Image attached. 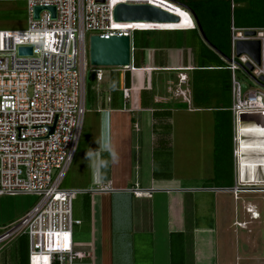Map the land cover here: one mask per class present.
<instances>
[{"label": "crops", "instance_id": "0c3cea01", "mask_svg": "<svg viewBox=\"0 0 264 264\" xmlns=\"http://www.w3.org/2000/svg\"><path fill=\"white\" fill-rule=\"evenodd\" d=\"M190 20L185 16L183 25L156 26L182 31L146 36L149 46L137 64L131 34L130 66L100 67V80L90 71L85 113H91L93 119L88 129L81 131L77 147L82 140L85 165L81 183L62 186L81 190L72 200L73 218L79 220L73 225L72 240L74 249L84 256L73 264H264V256L225 262L214 246L217 194L231 192L233 199H238L241 192H264V150L253 147L262 144L254 135L257 131L240 132L242 147L237 148L231 89L225 121L217 122L212 98L210 108L193 106L189 79L200 41L190 31L194 27ZM222 59L226 62L227 57ZM178 73L186 75L189 103L174 93ZM123 88L130 91L125 104ZM178 112H208L211 121L176 122L173 119ZM219 117L224 118L223 111ZM252 125L255 123L248 117L240 123L242 127ZM192 130H198L194 136L200 154H209L208 160L200 168L204 173L194 180H184L190 175L177 179L171 169L172 146L188 145ZM242 144L251 146L243 151ZM236 185H242V190L235 193ZM134 189L141 193L135 195ZM200 196H206L208 205L205 223L197 216L204 201ZM245 210L252 219L259 217L251 206ZM24 211H14L8 223ZM235 223L246 225L245 221ZM232 226L223 224L222 230L227 232ZM178 233L183 254L171 262V235L176 238ZM2 244L0 264H28L26 235Z\"/></svg>", "mask_w": 264, "mask_h": 264}, {"label": "built area", "instance_id": "2783aa9c", "mask_svg": "<svg viewBox=\"0 0 264 264\" xmlns=\"http://www.w3.org/2000/svg\"><path fill=\"white\" fill-rule=\"evenodd\" d=\"M24 1L26 27L0 29V196L34 195L39 199L17 219L0 227V244L26 235L28 264H73L84 256L74 249L72 240L73 225L79 223L72 215V200L81 190L62 187V181L77 150L85 115V32L104 38H131L134 30L150 28L118 29L112 19L113 6L117 2L152 1ZM35 6H53L54 16L43 9L34 18ZM229 31L226 67L230 72L236 146H241L240 132L257 131L262 144L253 147L264 150V88L256 82L264 78V27L238 28L231 19ZM245 31L254 34L246 35ZM239 40L259 41V63L245 53L236 55ZM19 46H31V54H18ZM247 63L252 66L249 74L244 70ZM92 67L100 80L101 68ZM238 71L254 86L241 81ZM185 83L186 75L178 73L174 93L189 103ZM243 83L247 85L244 90ZM129 95V89L123 88V104ZM241 116L252 119L255 125L240 126ZM241 187L236 185L234 192ZM133 193L139 195L141 191L134 189Z\"/></svg>", "mask_w": 264, "mask_h": 264}, {"label": "rangeland", "instance_id": "374dc122", "mask_svg": "<svg viewBox=\"0 0 264 264\" xmlns=\"http://www.w3.org/2000/svg\"><path fill=\"white\" fill-rule=\"evenodd\" d=\"M153 4L160 5L173 13L180 16V22L172 24H162V25H172L180 26L183 25L185 16H188L187 12L181 10L178 6L166 1V0H151ZM26 11H25V1L24 0H2L0 1V29H24L26 27ZM192 22V20H190ZM116 26L128 25L131 28H143L151 26H161L159 24H147V23H115ZM90 32H85V46L88 56V42H89ZM86 68L88 71V79L90 77V71L93 68L89 62H86ZM109 66H104L102 69H107ZM238 78L248 83L250 87L254 86L253 81L245 76L241 71L237 72ZM92 114L85 113L84 123L82 130L88 129V126L92 124ZM176 122H192L197 123L199 121H211V116L208 112H191V113H181L178 112L173 119ZM194 133L191 137L192 141L188 145L183 147L175 144L172 146V163L171 169L173 175L177 179H181L182 175H190L189 178L184 180H194V176L203 174L201 171V166L208 160V155L200 154V147L196 142L195 138L198 130H192ZM82 140L80 142V147L76 150L72 162L63 178L62 186H79L81 183L82 170L85 165L84 163V153H83ZM207 148V147H206ZM205 149V148H204ZM197 179V178H196ZM185 182V181H184ZM257 187V185H254ZM202 200L201 210L198 216V220L201 223H205L208 219V215L205 214L207 207L206 196H200ZM38 197L34 195H2L0 196V227L8 224L9 217L16 210L27 211L30 209L37 201ZM76 203V202H74ZM251 206L259 213V217L256 219L251 218V214L246 212L245 207ZM75 208V207H74ZM24 211V212H25ZM23 212V213H24ZM214 220L216 221V231L213 234L215 237V248L221 258L225 261H235L237 262L240 258H262L264 256V192H249L240 193L238 199H233L231 192H220L217 194V206L216 212L214 214ZM236 221H245L246 225L239 227L236 225ZM233 223V226L229 231L224 232L222 230L223 224ZM208 237V236H207ZM225 241V242H224ZM212 244V243H210ZM3 245L2 243L0 246ZM4 249L0 250V256L2 255ZM205 251V249L203 250Z\"/></svg>", "mask_w": 264, "mask_h": 264}, {"label": "trees", "instance_id": "16d2710c", "mask_svg": "<svg viewBox=\"0 0 264 264\" xmlns=\"http://www.w3.org/2000/svg\"><path fill=\"white\" fill-rule=\"evenodd\" d=\"M166 1L177 5L185 12L187 11L180 5L190 8L195 13L206 39L209 41L210 45L214 47V49H212L200 38L196 25L192 24L194 27L190 29V31L193 32L200 41L198 48L195 49V67L191 71L189 79L193 106L196 108H210L212 106H210L208 102L209 99L212 98L215 101L214 108L217 113V122L225 121V115L227 114L225 111H227V108L229 107L230 78L226 62L221 56L226 58L230 53V19H232L234 26L238 28L264 27V0H232V8L231 0ZM145 28L150 29L134 30L132 32V53L134 64L138 63V58L142 57L144 49L149 46V41L146 36L160 32L182 31L176 29L178 27L156 28V26H148ZM191 48L193 49V46ZM88 88L89 82H87L86 90H88ZM221 111L224 113V118H218ZM177 235H180L179 240L177 239ZM177 235L176 238L171 235V262H176V256L180 257L183 254L182 235L181 233H178Z\"/></svg>", "mask_w": 264, "mask_h": 264}, {"label": "water", "instance_id": "95a60500", "mask_svg": "<svg viewBox=\"0 0 264 264\" xmlns=\"http://www.w3.org/2000/svg\"><path fill=\"white\" fill-rule=\"evenodd\" d=\"M191 14L193 21L197 27L201 39L212 47L206 39L204 32L199 24L195 13L188 7L182 6ZM47 10L54 16L53 6H35L33 8V17L37 18L41 10ZM112 19L115 22H131V23H149V24H170L180 22V16L172 11L156 4L137 2H117L112 9ZM246 35H253L254 31H245ZM259 41L258 40H239L236 42V55L245 53L251 57L256 63H259ZM18 54H31V46H19ZM130 38L128 35H113L109 38L100 37L99 35H90L88 42V62L95 67H128L130 66ZM221 55V54H220ZM223 57V56H222ZM245 72L249 74L252 68L251 64H246ZM257 84L264 88V78L256 80ZM242 90L247 85L242 84ZM246 116H241V120L246 119ZM52 128L50 129V131Z\"/></svg>", "mask_w": 264, "mask_h": 264}, {"label": "bare ground", "instance_id": "6f19581e", "mask_svg": "<svg viewBox=\"0 0 264 264\" xmlns=\"http://www.w3.org/2000/svg\"><path fill=\"white\" fill-rule=\"evenodd\" d=\"M113 1V3H115V2H117L118 0H112ZM171 3V2H170ZM173 4V3H172ZM175 5V4H174ZM177 6V5H176ZM188 13V12H187ZM188 15H189V17H190V19L192 20V22H193V19H192V17H191V15L188 13ZM116 23V22H115ZM115 23H114V25H115ZM119 23H124V22H119ZM126 23V22H125ZM178 23V22H177ZM170 24H172V23H170ZM193 24H194V22H193ZM160 25V24H159ZM115 27H117L118 29H126V30H128V29H132L130 26H128V25H120V26H116L115 25ZM245 133V132H244ZM254 135H256L257 137H260L261 138V135L259 134V133H255ZM243 145V144H242ZM242 146H240V148H241ZM245 147H248V146H243V151L245 150ZM250 148V147H249ZM252 149V148H251ZM258 150L259 151H261V147H258ZM247 152V151H246ZM243 162V161H242ZM245 165V164H244Z\"/></svg>", "mask_w": 264, "mask_h": 264}]
</instances>
